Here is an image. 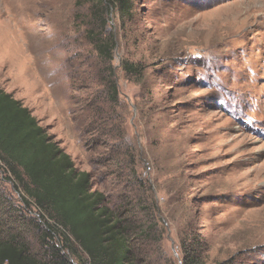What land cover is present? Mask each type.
<instances>
[{"label":"rangeland","instance_id":"374dc122","mask_svg":"<svg viewBox=\"0 0 264 264\" xmlns=\"http://www.w3.org/2000/svg\"><path fill=\"white\" fill-rule=\"evenodd\" d=\"M82 1L0 0V89L77 168L94 172L95 189L114 201L120 193L148 199L161 237L136 244L151 264H184L183 240L201 249L204 264H264V0H133L127 23L111 8L113 106L99 96L95 73L106 66L89 43ZM132 63L142 73L127 74ZM96 107L119 123L125 150L135 148L139 183L124 187L103 166L91 168V155L118 143L97 141L89 128ZM25 196L0 159V238L16 236L39 256L61 247L38 233L45 223ZM78 249L73 264H89Z\"/></svg>","mask_w":264,"mask_h":264},{"label":"trees","instance_id":"16d2710c","mask_svg":"<svg viewBox=\"0 0 264 264\" xmlns=\"http://www.w3.org/2000/svg\"><path fill=\"white\" fill-rule=\"evenodd\" d=\"M81 3L90 12L89 43L100 63L106 66L95 73L98 84L104 88L99 96L103 95L110 106L119 104L120 88L111 65L118 41L109 26V12L111 8L117 9L121 22L127 23L134 17V1L83 0ZM124 69L129 75L142 73L133 63L125 64ZM102 108L96 107L89 128L97 132V141L108 136L118 143L107 152L91 155L89 164L93 170L103 166L104 173L115 176L124 187L132 182L137 184L140 178L135 148L125 150L128 143L124 131L121 133L116 119L113 124L108 123L110 118ZM0 159L17 184L23 186L24 200L33 202L41 212L45 225L36 223V226L43 240L57 236L62 243L61 247L53 246L39 256L16 236L1 237L0 264H73L71 258L80 253L78 248L89 264H151L146 260L147 253L136 244L138 241L156 244L161 237L156 236L157 225L148 217L151 210L148 199L134 195L128 198L120 193L116 201L122 208L116 207L110 194L93 187L94 172L77 168L72 156L50 137L32 111L1 89ZM137 209L145 212L144 221H141L143 217H137ZM183 251L184 264H204L203 252L191 241L183 240Z\"/></svg>","mask_w":264,"mask_h":264}]
</instances>
